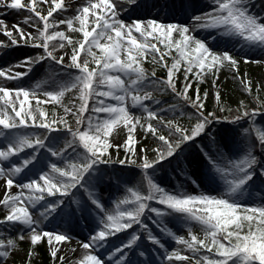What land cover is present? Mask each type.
<instances>
[{"label": "snow or ice", "instance_id": "obj_1", "mask_svg": "<svg viewBox=\"0 0 264 264\" xmlns=\"http://www.w3.org/2000/svg\"><path fill=\"white\" fill-rule=\"evenodd\" d=\"M0 37V264H264V0H0Z\"/></svg>", "mask_w": 264, "mask_h": 264}, {"label": "rangeland", "instance_id": "obj_2", "mask_svg": "<svg viewBox=\"0 0 264 264\" xmlns=\"http://www.w3.org/2000/svg\"><path fill=\"white\" fill-rule=\"evenodd\" d=\"M8 17H12L14 21H16L18 19L17 17H14V16H8ZM0 39H6V38L0 37ZM0 63H1V61H0ZM241 70H242V72H245V71L250 72L251 75H252V78L254 79V82H257V83H258V80H259L260 77H264V67H261V66H257V65H250V66H247V67L242 66ZM161 75H163V74H161ZM225 80L227 81L226 85H224V81ZM221 84H222V86L225 87L226 94H231L232 95V97L234 98L233 101L235 103V100L237 98H239L240 93L238 91H234L236 85H234L233 81L230 79V74L229 73H227V72L222 73V75H221ZM203 87H204L205 90H207L208 85H205ZM161 99L167 100L169 98L168 97H161ZM165 179L167 180L168 178H165ZM175 183H176V181L172 180L171 183H167L164 186L173 187L171 185H175ZM105 194L107 195V193H105ZM77 231L79 232V229H77ZM40 261H41V256L38 255L37 257L34 258L33 264H40L41 263ZM14 264H27V257H26V251L25 250H23L16 257V261L14 262Z\"/></svg>", "mask_w": 264, "mask_h": 264}, {"label": "trees", "instance_id": "obj_3", "mask_svg": "<svg viewBox=\"0 0 264 264\" xmlns=\"http://www.w3.org/2000/svg\"><path fill=\"white\" fill-rule=\"evenodd\" d=\"M227 95L228 94H226V96ZM232 102H233V105H235L234 101H232ZM23 248L26 251L27 245H24ZM38 251H39L40 256H41V261H40L41 263L40 264H49V257L47 255H45V249L44 248H40V249H38Z\"/></svg>", "mask_w": 264, "mask_h": 264}, {"label": "bare ground", "instance_id": "obj_4", "mask_svg": "<svg viewBox=\"0 0 264 264\" xmlns=\"http://www.w3.org/2000/svg\"><path fill=\"white\" fill-rule=\"evenodd\" d=\"M7 19H8V21H9V23H11V22H14V20H13V18L12 17H7ZM3 61H1V63H2ZM171 186H173L174 187V185H171Z\"/></svg>", "mask_w": 264, "mask_h": 264}]
</instances>
